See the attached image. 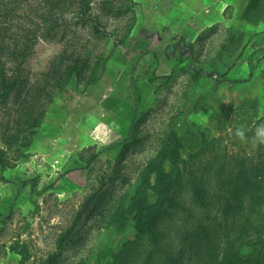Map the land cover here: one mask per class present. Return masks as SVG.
I'll list each match as a JSON object with an SVG mask.
<instances>
[{
    "label": "rangeland",
    "instance_id": "obj_1",
    "mask_svg": "<svg viewBox=\"0 0 264 264\" xmlns=\"http://www.w3.org/2000/svg\"><path fill=\"white\" fill-rule=\"evenodd\" d=\"M150 4L0 0V94L9 75L46 80L61 52L81 59L44 89L36 128L15 131L19 84L0 105V264H264V195L239 192L264 170V33L228 20L160 49L184 39H136Z\"/></svg>",
    "mask_w": 264,
    "mask_h": 264
},
{
    "label": "crops",
    "instance_id": "obj_2",
    "mask_svg": "<svg viewBox=\"0 0 264 264\" xmlns=\"http://www.w3.org/2000/svg\"><path fill=\"white\" fill-rule=\"evenodd\" d=\"M264 0H151L150 8L143 11L144 26H140V32L136 36L137 40L145 39L151 43L153 38L149 35L160 32L161 25L167 27L166 32L172 35L177 34L183 38V42L177 43L176 40L171 42L157 41L160 49L167 46L173 48L177 46L180 50L184 44H193L195 37L202 34L205 30L221 26L224 22L231 20L234 23L237 20L249 29L250 33H264V19L256 22L261 11L260 5ZM143 3V2H142ZM256 22V23H255ZM262 31V32H261ZM160 36V34L158 35ZM138 42V46H139ZM171 43V44H170ZM141 44V43H140ZM183 44V45H182ZM181 45V46H180ZM252 45V44H251ZM138 46H136L138 48ZM189 46V45H188ZM136 48V49H137ZM152 56L157 57L154 47H149ZM184 50L190 49L183 47ZM164 56V54H163ZM166 60L167 58L164 57ZM169 59V58H168ZM168 61V60H167Z\"/></svg>",
    "mask_w": 264,
    "mask_h": 264
},
{
    "label": "trees",
    "instance_id": "obj_3",
    "mask_svg": "<svg viewBox=\"0 0 264 264\" xmlns=\"http://www.w3.org/2000/svg\"><path fill=\"white\" fill-rule=\"evenodd\" d=\"M76 5H79L78 10L79 11L81 10L82 13H86V12H89L91 10L89 1H88V3H87V1H85L84 4L83 3H77ZM105 10H107L106 13L110 12L112 15H114V17H118L122 12V7L121 6H119L117 8L110 7V8H106ZM102 11H104V9ZM64 54L61 52L59 57L55 58L52 61L51 68L48 71L49 74H48V72H46L44 75V77L45 76L47 77L46 80L42 79L43 81L40 80L39 82L29 84L28 82H20L19 83L18 81H16V78H13L10 75H9V77H4V79L2 78V80H5L4 81L5 87H2V88H4V90L0 94V105H5L6 107H8L9 106L8 104H10V94L12 93V91L15 90V86H17L19 84V86L22 87V89L17 91V93L19 94V96H18L19 102L17 104H14V106L10 107V109L12 110L11 111L12 116H14L13 119H14L15 126L17 127V129H15V131H17V132L19 131V132L23 133L24 127H26L28 125H29V127H35V128L37 127V125L39 124V121H41V118L43 117V114H44L45 109H46V105L48 104V102L50 100L49 97L51 98V95L48 94L50 96H48V98H46L47 101L46 100H44V102L42 101V97L43 96L46 97V95H44V93H45L44 89H46V87L49 86L50 91H51L50 93H54L56 88H55V86L54 87L52 86L53 84L50 85V82L54 83V85H57V83H58L57 77H59L61 72H64L65 69L71 65L76 64L78 67L79 61L81 60L80 58H78L77 60H73V61L69 62V64H65L66 63V60H65L66 56ZM75 70L76 69H73L72 71H75ZM5 75L6 74L3 73V76H5ZM6 78H8V80H6ZM0 83H3V81ZM0 89H1V86H0ZM3 99H4V102L2 104L1 100H3ZM19 128H21V129H19ZM32 129H34V128H32ZM33 132H34V130H33ZM257 169L259 170V168H257ZM262 173H264V170L262 172L260 170L258 174L257 173L253 174L252 177L244 176L242 178V180H244L245 182L242 185V187L239 189L240 194H248L249 189H251V191L252 190L255 191L257 193V195H261V194L264 195V187L262 185H260L261 182L264 185V177L262 176ZM219 181H220L219 182L220 185H224V184L226 185V183L229 182L228 179L227 180H220L219 179ZM258 182H259V185L257 186ZM166 190L167 189H165V193H164L165 195L168 194V192H166ZM160 192H161V190H160ZM199 193H196L195 196H193V197L191 196V197L193 200H195V203L197 201L198 204H202V200L200 198ZM170 205L171 206H169V207L175 206V204H170ZM176 209H177V214L180 213L179 208H176ZM165 212H166V215L168 217L172 213L169 211H165ZM199 215L201 216L200 213H199ZM190 216H193V215L191 214ZM201 220L203 221L202 216H201V219L200 218L197 219L198 223L201 224ZM145 226L147 227V233L145 234V238H143V239L145 241H147V243L150 242L152 245L155 244L156 246H158L159 240L157 239L156 235L159 236L160 229H156L155 226H152L150 228V226H147L146 224H145ZM136 228H139V225L136 226ZM210 228L211 227H209V229ZM196 229L197 230L195 232H197L196 236L198 237V238H196V240H203L206 237H210L209 233L206 232V230H204V228L202 226H196ZM199 237H201V238L203 237V239H200ZM217 243H218V240L213 241L212 239H209V244L216 245ZM160 255L162 256V254H160ZM168 256H169V253H168ZM114 261H116V258H114ZM159 264H173V262L161 261V262H159Z\"/></svg>",
    "mask_w": 264,
    "mask_h": 264
},
{
    "label": "clouds",
    "instance_id": "obj_4",
    "mask_svg": "<svg viewBox=\"0 0 264 264\" xmlns=\"http://www.w3.org/2000/svg\"><path fill=\"white\" fill-rule=\"evenodd\" d=\"M237 135L240 136L241 138L244 137V133L240 129L237 130ZM256 140L258 143H264V124H261L257 127Z\"/></svg>",
    "mask_w": 264,
    "mask_h": 264
}]
</instances>
